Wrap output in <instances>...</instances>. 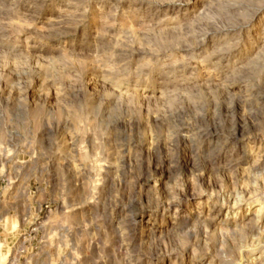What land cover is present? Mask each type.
I'll return each mask as SVG.
<instances>
[{"label":"rangeland","instance_id":"374dc122","mask_svg":"<svg viewBox=\"0 0 264 264\" xmlns=\"http://www.w3.org/2000/svg\"><path fill=\"white\" fill-rule=\"evenodd\" d=\"M0 264H264V0H0Z\"/></svg>","mask_w":264,"mask_h":264}]
</instances>
